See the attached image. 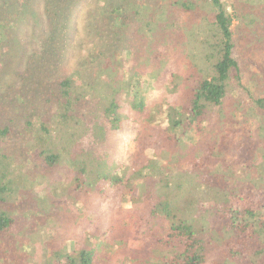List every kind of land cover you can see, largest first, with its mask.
Wrapping results in <instances>:
<instances>
[{"label":"trees","instance_id":"1","mask_svg":"<svg viewBox=\"0 0 264 264\" xmlns=\"http://www.w3.org/2000/svg\"><path fill=\"white\" fill-rule=\"evenodd\" d=\"M150 1L93 3L81 26V0L46 6L50 26L40 44V71L63 38L73 51L83 47L70 73L53 82L40 77V122L23 126L33 129L29 149L40 160V175L60 167L73 175L40 197V239L57 225L62 229L59 240L44 242L46 264H102L99 253L115 250L116 233L127 229L151 236L153 264H206L214 218L231 235L264 245V144L252 151L259 160L242 165L225 157L232 154L229 145L220 155L229 129L249 126L264 136V91L256 95V83L242 82L234 54V20L264 38V0ZM5 25L0 21V53ZM157 39L160 45L151 44ZM153 91L158 96L149 101ZM129 122L141 124L138 148L129 164L118 165L98 147L112 145V134ZM11 132L0 126V241L18 222L6 208L19 190L4 148ZM154 143L161 149L146 157ZM210 156L221 157L212 168ZM126 200L148 202L149 209L124 207Z\"/></svg>","mask_w":264,"mask_h":264},{"label":"rangeland","instance_id":"2","mask_svg":"<svg viewBox=\"0 0 264 264\" xmlns=\"http://www.w3.org/2000/svg\"><path fill=\"white\" fill-rule=\"evenodd\" d=\"M81 1L83 4L80 9L79 26L93 3L99 6L103 4L102 0ZM150 2L154 3V0ZM71 4L72 2L67 7V11L72 10ZM50 5L59 6V0H0V21H6L8 24L5 25L6 40L0 53V126L6 124L13 131V135L11 132L7 137L4 148L13 158L11 167L14 168L19 186L17 187L19 190L12 197L13 200H9L6 204V208L18 219V222L0 241V264H46L44 255L47 252L44 242L59 240L62 229L57 225L55 232H48L40 239V197L45 196L52 184L61 180L62 184L66 185L67 182H72L73 177L70 171L61 167L40 175V160L29 149V144L34 137L33 129L23 127L27 120L36 124L40 122V105L43 106L40 77L51 76L53 82L58 73H70L74 67L73 58L75 59L78 49L83 48L81 46L73 51V47L69 48L65 45V41L68 40L63 38L65 41L62 39L60 44L52 47L51 57L52 54L56 57L47 64V70L45 65V70L40 71V44L46 38L50 26V17L46 16L45 9ZM72 6L75 8V5ZM71 15H73L72 12ZM189 18L191 19L192 15ZM72 23L73 17L70 16L67 25L70 26ZM234 24V54L242 69V82H250L252 85L256 83L257 85L254 86L257 90L255 89L254 94L257 95L261 92L260 90L264 91V79H261V77L264 78V38L258 39L257 33L253 31L249 34L242 25L237 26V20H234ZM151 44L160 45V39L152 41ZM168 48L170 49L168 54L171 55L173 49L171 46ZM122 52L123 50L117 52L118 57L122 55ZM148 70L146 69V72ZM144 72L145 70L142 73ZM73 78L76 83L79 82L77 76ZM48 85L52 87L54 84L48 83ZM144 89L146 90V87ZM150 93L149 101L155 100L158 94H154V91ZM242 127L227 130L226 136L230 141L223 142L221 151L219 150L221 155L225 151L223 147L229 145L232 154H227L225 157L237 165H242L245 161H253V157L259 160L258 154L252 151H257V148L264 144V136L257 134L249 126ZM140 128L139 122H129L112 134L115 139L112 145L98 147L99 151H104L105 156L118 165L129 164L138 148L137 134ZM147 133L145 131L140 134L143 141ZM236 147L238 149H235ZM160 149L157 143L148 145L144 155L154 158ZM220 158L210 156L207 159L208 166L215 167ZM23 175L27 178L23 179ZM52 189L50 198L54 199L53 206L60 212V221H63L65 215L59 207H56L58 203L56 200L59 197L53 196ZM123 206L132 207L134 210L139 208L142 212H147L149 209V204L145 201L133 204L126 200ZM42 221L41 224H43ZM213 221L211 226L216 228L210 232L214 240L209 247L210 260L206 264H216V261L224 260L222 254H227L228 250L233 252L229 256L232 258L229 261L224 260V264H264V250L257 252V249L264 245L256 246L253 239L248 236L231 235L223 224L217 222L215 218ZM161 233L165 234L166 230H162ZM115 237L120 239L118 244H112L115 250L107 249L99 253L102 264H145L147 262L153 264L151 255L153 240L150 235L127 229L116 233ZM49 245L47 244V247H50Z\"/></svg>","mask_w":264,"mask_h":264}]
</instances>
